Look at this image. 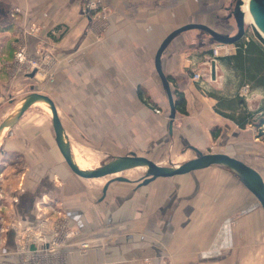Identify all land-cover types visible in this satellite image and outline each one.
Instances as JSON below:
<instances>
[{"label": "crops", "instance_id": "0c3cea01", "mask_svg": "<svg viewBox=\"0 0 264 264\" xmlns=\"http://www.w3.org/2000/svg\"><path fill=\"white\" fill-rule=\"evenodd\" d=\"M82 1L0 0V105L25 93L29 80L12 75L15 44L22 26L38 24L39 39L29 36L27 44L30 51L35 44L52 48L62 59L53 83L40 93L54 102L73 156L77 149L113 156L138 153L169 136L195 148L215 139L238 142L244 131L245 145L259 156L252 160L246 148L232 156L254 167L255 161H264L260 136L248 140V132L259 128L251 123L239 127L221 114L250 110L239 94L244 85L258 98H253L258 111L253 117L264 107V42L255 36L245 34L248 40L229 44L228 53L214 59V43L197 42L199 29L182 31L166 45L161 69L173 99L174 89L182 92L187 111H176L168 133L169 106L154 54L170 31L188 22L218 31V12L226 0H104L110 8L108 26L96 41L87 30ZM15 7L20 11L12 12ZM51 28L59 35L51 36ZM213 60L214 78L210 71L209 79L194 81L192 72ZM33 105L45 111L26 110L0 136L3 226L34 224L48 202L62 209L80 237L92 240L85 253L61 247L60 264L264 262V212L232 172L157 177L140 186L119 181L109 183L102 197L103 185L95 178L70 170L56 145L50 112L40 103ZM215 127L219 131L213 138ZM16 247L13 230L0 232L1 261L17 263Z\"/></svg>", "mask_w": 264, "mask_h": 264}, {"label": "water", "instance_id": "95a60500", "mask_svg": "<svg viewBox=\"0 0 264 264\" xmlns=\"http://www.w3.org/2000/svg\"><path fill=\"white\" fill-rule=\"evenodd\" d=\"M243 2L244 0H235L230 13L236 25V32L234 34L225 35L212 29L204 23L188 22L170 31L160 42L154 54V68L160 79L162 88L166 94L168 101L169 112L167 116V127L169 134L172 133L173 122L176 117V109L168 78L163 73L160 65V57L162 51L177 34L188 29L202 30L206 32L216 43L234 44L238 42L244 36L245 14L244 10L242 9ZM247 5L252 23L264 38V0H248ZM214 67L215 63L213 60L210 63L211 78H214ZM32 74L33 73H30L29 75L31 76ZM39 101L45 102L50 109V118L56 145L65 163L76 175L84 178H98L109 174H115L134 167H143L145 168V173L137 183V185L140 186L147 184L157 177H168L178 174H184L193 170L202 169L216 164L224 166L231 172H233V174L237 176L240 182L255 196L264 212V180L261 174L255 168L246 164L239 158H236L224 152L202 153L197 148L192 147L197 152V156L177 165L165 166L159 165L145 156L137 155L135 152L130 151L125 155L112 156L108 161L96 168L80 167L74 159L69 141L64 132L54 102L48 95L44 93L31 91L25 94L22 97L19 106L13 109L0 122V136L5 130L12 127L30 106ZM112 180L129 181L130 179L123 176H115L114 178L107 180L102 186V197L104 196L106 189Z\"/></svg>", "mask_w": 264, "mask_h": 264}, {"label": "built area", "instance_id": "2783aa9c", "mask_svg": "<svg viewBox=\"0 0 264 264\" xmlns=\"http://www.w3.org/2000/svg\"><path fill=\"white\" fill-rule=\"evenodd\" d=\"M15 7L12 12H19ZM81 11L88 16V32L96 41L108 26L110 8L104 0H83ZM41 27L38 24L24 25L20 28L14 50V65L12 75L23 74L29 81L24 84V92H40L42 88L53 83L56 70L62 61L52 48L35 44L34 50L30 51L27 37L39 39ZM51 36H58L57 28H51ZM244 39L248 37L244 34ZM235 44V43H234ZM229 44L214 43L211 48V58L223 52L228 53ZM30 73H33L31 76ZM205 69L198 68L192 72L194 81L202 82L205 77ZM210 78L209 71L207 73ZM24 93V94H25ZM239 94L245 99L251 97L249 86L244 85ZM46 209L39 211L36 222L32 225L18 228L17 224L3 226L0 216V232L5 233L11 229L14 231L19 261L7 263L0 260V264H60L57 261V252L61 247H73L78 253H85L92 242L89 238L79 236L78 230L60 207L45 202Z\"/></svg>", "mask_w": 264, "mask_h": 264}, {"label": "rangeland", "instance_id": "374dc122", "mask_svg": "<svg viewBox=\"0 0 264 264\" xmlns=\"http://www.w3.org/2000/svg\"><path fill=\"white\" fill-rule=\"evenodd\" d=\"M226 4L223 5L221 7V9H219V12L221 16L218 17V21L220 22V27L217 28L218 32L225 34V35H231L234 34L236 32V25H235V21L232 17V15H230L231 10L233 8V5L235 3V0H226L225 2ZM219 8V7H216ZM225 10V11H224ZM197 42H201V41H207L208 44L211 43H215L211 37L204 31L201 30H197ZM244 34H248L251 36H255L260 38L261 40L264 41L263 36L258 32V30L255 28L254 24L252 23V21H245L244 23ZM203 69H205V77L204 79H209L207 76V73L209 71L210 74V64H205L203 67ZM192 76V75H191ZM26 94V93H25ZM24 94V95H25ZM23 95V96H24ZM243 97V96H241ZM257 96L253 97L255 99ZM245 99V97H243ZM252 97H248L245 101L246 103L249 105V109L253 110L255 108L256 102ZM21 101V95H17L16 97H14V99L8 101L5 100L1 103L0 105V122L2 121V119L8 115L13 109H15L16 107L19 106V103ZM30 109V110H29ZM45 111L43 108H40L39 106H34L32 105L31 107H29L27 109V111H38L41 110ZM256 130H251V132H248V140H253L254 138H258L256 132ZM245 136L246 134L244 133V131H241V135L240 138L241 140H238V142H234L232 141V138H230L229 140L226 141V139L222 140V139H215L216 141H212L213 143H208V145H200L199 147L196 146V148L201 151L202 153H209V152H224L227 153L229 155H235L238 156L239 155V149L241 148H246L248 152V154L246 156H249L252 158L255 156V154H257V152L253 149H251V147H249V145H245V143H247L245 141ZM259 140H261L262 142H264V137H259ZM241 141V142H239ZM192 144L186 143V142H180V141H174V139L169 136L166 138L165 142H153V143H149V145L145 148H142L141 150H137L136 154H141L143 156H146L147 158H149L150 160L154 161L155 163L159 164V165H165V166H171V165H177L181 162H184L190 158H193L195 156H197V152L191 147ZM104 151L101 152H96V151H92L89 152L87 150H75V154L77 153L78 155H80L85 162L84 166L86 168H96L100 165H102L103 163H105L106 161H108L113 155L111 154H104L102 153ZM243 153V152H241ZM259 156V154H257ZM243 156V154H242ZM238 158V157H237ZM241 158V159H240ZM239 159L242 160L244 159L243 157L239 156ZM243 161V160H242ZM255 161V167L252 166L253 168H255L262 176L263 180H264V161ZM258 168V169H257ZM213 169H222L224 171H230L229 169H227L224 166L221 165H211L208 168H205L204 170H193L188 172L187 174H195V173H202V172H206V171H210ZM231 172V171H230ZM145 173V168L143 167H138V168H134V169H128L125 171H121L115 174H109V175H105L103 177H98L95 178L96 181L99 182L100 187L109 179L114 178L115 176H123L126 177L128 179H130V185L135 186L138 181H140L141 177L144 175ZM233 173V172H232ZM119 183L118 180H112L110 182L111 183ZM164 264H169V262H164ZM261 264H264V262H262Z\"/></svg>", "mask_w": 264, "mask_h": 264}, {"label": "trees", "instance_id": "16d2710c", "mask_svg": "<svg viewBox=\"0 0 264 264\" xmlns=\"http://www.w3.org/2000/svg\"><path fill=\"white\" fill-rule=\"evenodd\" d=\"M167 78L169 79V77H167ZM138 95L140 96V98H142L143 101L146 102V99L143 98L140 91H138ZM174 105H175V109L177 112L182 113V114L187 113V111L185 109L184 96H183L182 92H180L177 89H174ZM260 110H261L260 114L257 116V118H254L253 116H254V113H256L258 111L248 110L246 108L242 109L238 113L221 112V114L223 116L228 117L231 120H233L239 127H244L246 123H251L253 126L260 129L264 125V107H262ZM259 129L256 132L257 136L264 137V129H262V131L261 130L259 131ZM218 131H219L218 127H215L211 130V134H212L213 138H215L218 135Z\"/></svg>", "mask_w": 264, "mask_h": 264}, {"label": "bare ground", "instance_id": "6f19581e", "mask_svg": "<svg viewBox=\"0 0 264 264\" xmlns=\"http://www.w3.org/2000/svg\"><path fill=\"white\" fill-rule=\"evenodd\" d=\"M247 1L248 0H244V2H243V5H242V9L244 10V19H245V21H252L251 20V17H250V14H249V10H248V5H247ZM36 103H40L41 105H43V107L48 111V112H50V109L48 108V106H47V104L45 103V102H42V101H39V102H36ZM7 129V128H6ZM74 159H75V161H76V163L80 166V167H82V168H86L85 166H84V164H85V162L86 161H84L83 160V158L80 156V155H78L77 153L74 155ZM134 168H138V167H134ZM134 168H130V169H134ZM126 170H128V169H126ZM125 171V170H124Z\"/></svg>", "mask_w": 264, "mask_h": 264}]
</instances>
